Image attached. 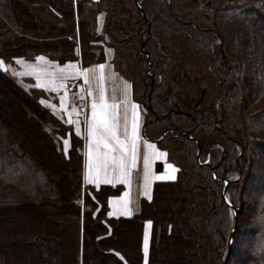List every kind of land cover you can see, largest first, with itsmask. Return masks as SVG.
<instances>
[{
	"label": "trees",
	"instance_id": "16d2710c",
	"mask_svg": "<svg viewBox=\"0 0 264 264\" xmlns=\"http://www.w3.org/2000/svg\"><path fill=\"white\" fill-rule=\"evenodd\" d=\"M130 1L134 11L129 9L126 14L134 12L136 21L134 36L129 37L138 40L142 50L137 49L136 54L125 52V55L130 65L135 67L140 63L152 73L145 83L147 94L143 99L136 95L133 98L153 112L154 121L148 123L144 135L163 148L167 158L177 166L175 179L154 182L151 198L140 199L138 212L130 216H108V197L119 194L122 186L84 187L81 139L40 104L39 90H25L0 69V219L13 215L16 221L30 222L53 234L52 240L59 254L68 259L66 264H133L128 253L134 255L137 264H145L141 244L144 222L149 220L152 224L148 264L166 245L175 248L176 257L185 248H190L196 257L203 254L205 261L206 256L211 255L213 264H221L229 250L228 262L234 255V240L229 245L228 239L234 222L232 208L237 213L241 211L237 196L239 182L249 162L247 151H253V146L264 148V120H260V113L241 114V126L231 125L233 111L239 109L237 102L247 79L243 74L248 68L245 53L251 47L246 43L243 26L234 18L251 13L249 20L261 21L264 25V0H191L192 3L203 1L213 9L212 26L200 25L189 18L182 12L184 5L178 1ZM26 2L0 0V59H29L44 54L62 63L77 56V45L82 64L88 65L104 60L105 45L115 49L109 44L111 40L103 41V35H108L106 30L103 35L97 33L91 24L80 18L86 3L96 5L97 2ZM104 10L103 7L97 8L96 12ZM90 13H94L93 9ZM119 21L122 19L112 22L121 27ZM165 22L170 27L164 26ZM108 27L106 25L107 30ZM174 27H179L192 40L191 43L211 51L208 69L217 77L221 87L216 97L211 96L205 102L201 90L194 103L193 99L181 98L177 78L180 77L179 71L184 72L185 53L181 44L185 39ZM233 29L239 33L240 46L228 49ZM262 36L264 34L258 38ZM171 44L174 49L169 51ZM201 79H194L196 87ZM131 85L134 91L132 81ZM256 92L253 91L252 100ZM244 93L250 97L248 92ZM245 110L242 107V111ZM246 117L252 120L256 131L244 135ZM165 131L164 137L159 139ZM57 135L69 138L66 151ZM219 137L225 140L224 150L211 141ZM206 157L208 161L204 163ZM263 165L264 162H260L259 171L264 170ZM223 178L227 180L226 184ZM85 188L87 191H83ZM223 191L225 195H222ZM170 203L173 209L159 210V205ZM39 206L56 209L53 216L60 222L51 221L46 212L37 209ZM196 208L203 209L198 225L192 221ZM251 214L254 256H248L246 264H264V181ZM129 221L135 222L138 242L126 253L116 240V228ZM182 225L185 229L181 230ZM195 226L200 228L199 231ZM1 230L6 231L0 227V233ZM183 236L187 240H182ZM23 244V256L4 251L0 253V264H27L25 257L34 256L32 248L36 244L26 238ZM61 262L65 264L62 259ZM203 262L201 260L199 264ZM187 264L198 262L192 257Z\"/></svg>",
	"mask_w": 264,
	"mask_h": 264
},
{
	"label": "rangeland",
	"instance_id": "374dc122",
	"mask_svg": "<svg viewBox=\"0 0 264 264\" xmlns=\"http://www.w3.org/2000/svg\"><path fill=\"white\" fill-rule=\"evenodd\" d=\"M93 1L97 2L95 3L96 5L86 3L84 5L83 14L82 16H80V18L84 19L89 24H91V28L96 30L97 33L100 34L102 33L103 35L104 30L108 32V35H103V41L109 42L108 40H111V43L109 44H113L115 46V49H113L110 45H105L108 46L110 49L115 50L116 53H115L114 63L117 69L121 71L130 80V82L131 81L133 82V85L135 86L134 91H132L133 97L136 95L135 97H139V98L141 97L143 99V97L147 94V92L145 91L146 90L145 83L148 82L152 73L149 72L150 70L148 67L144 69L140 63H138L135 67L133 65H130V62L127 61L128 57L125 55V52L130 54L133 53L136 54L137 49L140 52L142 50L139 41L136 40L135 38L131 39L129 37V36L131 37L134 36L133 30L136 21V18L134 17L135 16L134 12H131L132 15L126 14V12H128L129 9H132L131 1L118 0L117 2L119 3H116L115 0H93ZM173 1H178L179 3H181L182 6L184 5L182 7V12L186 13L189 18L196 20L200 25L212 26L213 9L205 5L203 1H196L194 3H192L191 0H173ZM23 2L27 3L26 0H23ZM102 7L105 8L104 12L97 13L96 9ZM91 9H93L94 12L93 14L90 13ZM132 10L134 11V9ZM250 15L252 16L251 13H245L241 17L234 18L235 21H237L243 26V29L245 31L244 33L246 34L247 37L246 43H248V45L251 46L250 48H248L249 50H247V53H245L246 55L245 60L248 64V68L243 70V74H245L247 79L245 80V87L243 88L242 96L237 102L239 109L236 108L233 111V119L231 125L236 127L241 126V122H242L240 117L241 114L252 113L255 111L260 113L259 114L260 120L262 119L264 120V92H263L264 91L263 90L264 89V36H262L261 39L258 38V35L264 34V25L262 24L261 21L249 20L248 18H250ZM117 19H122V21H119V23H121V27H117L116 24L112 22ZM128 20L130 21L129 23ZM106 25L109 26L108 30L106 28ZM167 25L168 24L165 22L164 26ZM168 26L170 27V25ZM174 28L180 32L179 34L182 33L181 37L185 39V42L181 44V48H184L182 49V51L185 53L184 54L185 58L183 61L184 72L182 70L179 71L180 77L177 78V83L179 85L178 90L181 92V98L182 99L187 98L190 100L193 99L192 103H194L199 98V94L201 93V90H203L204 92L205 102L211 96L216 97V95H218L221 92V87L219 85V81L217 77L214 76L208 69L209 56L211 55V51L210 50L205 51L195 43H191L192 40L190 38H187V35L183 34V32H181V29L179 27H174ZM108 37H110V39H108ZM75 40L77 42V36H75ZM228 42H229L228 49H233L235 48V46L238 47L240 46V36L236 30L234 29L232 30ZM172 48L173 46L171 44V46H169V51ZM76 50L77 52L79 51L77 45H76ZM175 52L178 53V51ZM0 61H3V65L0 66V69H3V67L7 68L9 65L12 67V64L8 62L9 60L0 59ZM198 77H201L202 79L200 80L201 83L199 84V87H196L194 83V79ZM82 84H86V83H84L79 79L80 87ZM88 85L89 87L88 89H86L87 92H85V96H87V98L89 92L91 91V84L89 83ZM256 90H257L256 92L257 95L252 100L251 99L252 93L253 91ZM244 91L248 92L250 97H247L246 96L247 93H244ZM82 95L83 94L81 93L80 95L81 98ZM87 98L85 102L86 105H87ZM135 100L137 101V99ZM140 105L143 113V122H144L143 132H144L145 128L149 127L148 123L154 121V116H152L153 113L152 111L149 112L148 109L145 108L142 104ZM242 107H245L246 110L242 111ZM82 117L83 120H85L84 119L85 114ZM244 124L246 126L245 127L246 131L244 135H247L248 133L252 134V131L253 132L256 131L255 127L252 124V120H250L248 117L244 119ZM50 126L53 129V126L51 124ZM165 133L166 131L161 133L159 139H162ZM57 136L59 137V135ZM59 138L61 140L62 146L64 145L63 146L64 149L69 147V143L65 145L64 143L65 140L63 139L67 137L62 136ZM211 141L214 145L216 146L218 145L219 147L223 148V150L226 148L225 140L220 137L218 139L212 138ZM68 142H69V138H68ZM158 147L161 148L160 146ZM247 156L249 162L246 166L245 174L241 178V181L239 182V191L237 196V204L239 205V207H241V211L237 213V227L235 228V230H233V226H234V222H233L228 238L229 245L231 241L234 240L232 245L234 249L233 252L234 255H232L230 261L226 262L225 264H246V259H248V256L250 258L254 256V250L252 247L253 228L251 221V216L253 217V215L251 214V210L256 200L260 196V193L263 188L264 170L259 171V164L260 162L262 163L264 162V148L262 147L260 148V146H253V151H247ZM168 161L171 164H173L177 169V166L172 161H170L169 159ZM207 161H208V157H206L203 162L205 163ZM157 165L159 166H156V170L161 171L162 163L159 162ZM81 168H82V164H81ZM262 168L264 169V165ZM69 176L70 175L68 174V178ZM70 178L72 180V177ZM223 180L224 183L226 184L227 180L224 178ZM91 189L93 190V188ZM85 190L87 191L86 188L83 189V191ZM222 195H225L224 191ZM224 199L227 200L225 196ZM46 200L49 201V199ZM46 200L43 199V201L48 202ZM205 202L207 204L209 203L207 199L205 200ZM86 207L89 208L90 206L88 205ZM160 208L163 211H167L170 208L173 209V206L171 207V203L161 204L159 205V210ZM37 209L46 212L48 214V218H50L51 221L53 222L57 221L58 223L60 222V219L58 217L53 216L55 215L54 213L56 212V209L40 207V206L37 207ZM202 212H203L202 208H196L192 217V221H194V225H198V222L201 220L203 216ZM232 212L234 217L233 208H232ZM107 215L109 216L108 211H107ZM16 220H17L16 217H13V215L11 218L9 217V215H5V217L0 219V225H1L0 227H2V229H6L4 233L2 232V230L0 233V253H4V251H6V253L8 252L17 256L20 255L23 256L24 254L22 253L24 249L23 241L26 238V239H32L36 244L35 248H32V250H34L33 251L34 256H32L31 254L29 257H25L26 261H28V263L26 262L27 264H63L61 262V259L62 261L65 262V264L68 262L66 256L62 257L61 254H59L57 250V245L52 240L53 234L52 235L49 234L41 226L33 225L30 222H26V221L21 222ZM69 225L73 228V224L69 223ZM11 227L14 230H12ZM182 229H185L184 225H182L181 230ZM199 229L200 228H197V226H195L196 231H199ZM232 230L233 233L231 234ZM147 231L149 233V243H150L151 225L147 226ZM116 233L118 236L116 240L120 243V248L126 253H128L127 249L129 250L134 243L137 244L138 242V232L136 231L134 221H129L126 225L117 227ZM39 237L40 240L37 239ZM181 238L182 240H187L185 236ZM141 249L143 253V262L145 263L142 244H141ZM176 253L177 251L175 250L174 247H170L166 245L163 248V250H161V252H159V254L152 259L151 264H187L192 259V257L196 259L198 264L200 263L201 260L204 261L203 264H213V260H212L213 257L211 255L209 256L207 255L205 261V259H202L204 257L203 254L202 256L196 257V255L190 248H185L180 256L176 257ZM127 256L129 257L130 261L133 264H137V261L134 258L133 254L128 253Z\"/></svg>",
	"mask_w": 264,
	"mask_h": 264
},
{
	"label": "crops",
	"instance_id": "0c3cea01",
	"mask_svg": "<svg viewBox=\"0 0 264 264\" xmlns=\"http://www.w3.org/2000/svg\"><path fill=\"white\" fill-rule=\"evenodd\" d=\"M37 57H43L44 59L37 60ZM114 60L115 52L108 46H104V60L101 62L83 65L78 52L75 58L67 59L63 63H59L47 55L39 54L29 59L14 57L8 61L12 64V67L9 65L7 68L3 67L2 70L12 76L25 90L31 91L34 88L39 90L38 100L40 104L68 125L72 132L81 139V178L83 186L98 187L102 184L122 186L119 194L108 197V214L112 213L109 216L119 217L130 216L138 212L140 199L150 197L154 182L173 180L167 178L157 179V177L176 176L177 171L172 172L167 167L171 163L168 161L166 151L159 148L155 141L144 135L141 105L133 98L130 80L117 69ZM99 65H104V68H99ZM60 76H63L64 79H58ZM79 79L87 85L91 84L88 98L86 96L85 120L76 109L82 93ZM101 94L103 95V102L108 105L107 110L110 113L111 122L115 126L116 135L120 140L127 143L128 151L125 153L120 152L115 140L111 138H108L110 148H105L103 144H100L99 149H97V137L95 135L89 136V127L93 117L92 104L96 103L98 105L99 112ZM61 97H65L64 108H61ZM52 105H55V107L53 108ZM133 105L136 106L135 109H133ZM134 119L137 125L136 162L135 165H132L131 141ZM63 139L68 141V137ZM112 149H115V151H112ZM90 151L91 158L89 156ZM161 152L165 155L158 156V153ZM104 153H109L106 168L104 167L106 159ZM121 156L124 158L123 174L119 164L113 162ZM145 156L148 157L147 170L144 164ZM159 162L162 163L161 171L156 170ZM90 163L96 183H90L87 179ZM98 168L99 171L97 172ZM125 209L131 214H125ZM146 224L147 221L144 222L142 248Z\"/></svg>",
	"mask_w": 264,
	"mask_h": 264
},
{
	"label": "snow or ice",
	"instance_id": "6c2138e0",
	"mask_svg": "<svg viewBox=\"0 0 264 264\" xmlns=\"http://www.w3.org/2000/svg\"><path fill=\"white\" fill-rule=\"evenodd\" d=\"M43 57H37V60H43ZM3 65V61H0V66ZM99 68L103 69L104 65H99ZM87 71V70H85ZM58 79L63 80L64 77L60 76L58 77ZM63 86V85H61ZM56 90V89H53ZM64 100L65 97H61V108H64ZM43 103V101H42ZM52 107L54 108L55 105H52ZM135 105H133V109H135ZM108 105L105 104L103 102V95L101 94V104L99 105V112H98V105L96 103L92 104V111H93V117H92V123L89 127V136H96L97 137V149H99L100 144H103L105 148H110L111 146L108 143V138H111L113 140H115L116 144L119 147V150L121 153H125L128 151V146L127 143L123 140H120L119 137L116 135V131H115V126L114 124L111 122L110 119V113L108 112ZM69 123H71V121H69ZM136 123H135V119L133 121V136H132V165H135L136 162ZM79 134V133H77ZM65 145L68 144V141L65 140L64 141ZM154 147V146H151ZM66 151V149H65ZM112 151H115V149H112ZM109 153H104V156L106 157L105 161H104V167H107L108 164V157ZM165 155V153H158V156H163ZM89 156L91 158V151L89 153ZM114 163H118L120 168H121V173L123 174L124 172V158L123 156H121L118 160H114ZM144 164H145V169L147 170L148 168V157L145 156L144 159ZM168 168H170L172 170V172L177 171V169H175V167L171 164L167 165ZM99 171V168L97 169V172ZM175 179L174 175H169L167 177L164 176H159L157 177V179ZM87 179L89 180L90 183H96V178L92 175V167H91V163L89 164V175L87 177ZM110 182V181H109ZM127 195V194H125ZM151 198V197H149ZM125 214L130 215L131 213L125 209ZM109 215H112V213H109ZM152 221H147L146 224V230L144 233V241H143V252H144V258H145V264H148V251H149V233L147 231V225H151Z\"/></svg>",
	"mask_w": 264,
	"mask_h": 264
},
{
	"label": "built area",
	"instance_id": "2783aa9c",
	"mask_svg": "<svg viewBox=\"0 0 264 264\" xmlns=\"http://www.w3.org/2000/svg\"><path fill=\"white\" fill-rule=\"evenodd\" d=\"M81 88L83 90V95H82V98H81V101L80 103L77 105V111L80 113V114H85L86 112V96L84 95L85 93V90L87 89V85L86 84H82L81 85Z\"/></svg>",
	"mask_w": 264,
	"mask_h": 264
},
{
	"label": "water",
	"instance_id": "95a60500",
	"mask_svg": "<svg viewBox=\"0 0 264 264\" xmlns=\"http://www.w3.org/2000/svg\"><path fill=\"white\" fill-rule=\"evenodd\" d=\"M236 227H237V211L234 209V226H233V230H235ZM233 230H232L231 234L233 233ZM228 253H229V250L227 251V254L225 255V257L223 258L221 264H225L226 263L227 257H228Z\"/></svg>",
	"mask_w": 264,
	"mask_h": 264
}]
</instances>
